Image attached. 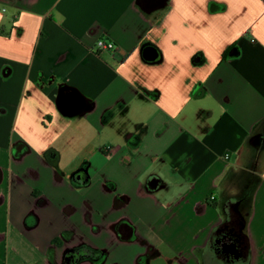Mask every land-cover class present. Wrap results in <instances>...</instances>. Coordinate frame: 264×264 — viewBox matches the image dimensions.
<instances>
[{"label":"crops","instance_id":"1","mask_svg":"<svg viewBox=\"0 0 264 264\" xmlns=\"http://www.w3.org/2000/svg\"><path fill=\"white\" fill-rule=\"evenodd\" d=\"M0 264H264V0H0Z\"/></svg>","mask_w":264,"mask_h":264},{"label":"built area","instance_id":"2","mask_svg":"<svg viewBox=\"0 0 264 264\" xmlns=\"http://www.w3.org/2000/svg\"><path fill=\"white\" fill-rule=\"evenodd\" d=\"M96 47L103 50H109V51H115L117 49L116 45L113 43V41L107 40V39H99L98 42H96ZM106 150L111 151L112 146L108 145L105 147ZM212 199H214L212 197Z\"/></svg>","mask_w":264,"mask_h":264}]
</instances>
